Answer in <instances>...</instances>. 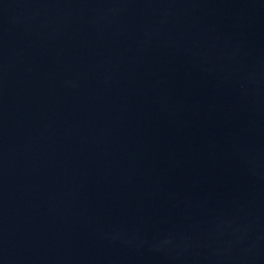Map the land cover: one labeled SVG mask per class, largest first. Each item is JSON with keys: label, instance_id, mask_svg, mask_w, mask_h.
I'll return each instance as SVG.
<instances>
[{"label": "water", "instance_id": "95a60500", "mask_svg": "<svg viewBox=\"0 0 264 264\" xmlns=\"http://www.w3.org/2000/svg\"><path fill=\"white\" fill-rule=\"evenodd\" d=\"M0 264H264V0H0Z\"/></svg>", "mask_w": 264, "mask_h": 264}]
</instances>
